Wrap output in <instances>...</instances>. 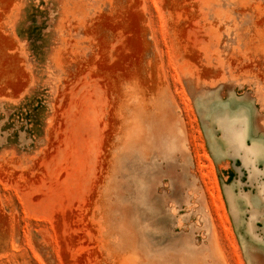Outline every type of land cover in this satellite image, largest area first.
Here are the masks:
<instances>
[{"label": "rangeland", "instance_id": "1", "mask_svg": "<svg viewBox=\"0 0 264 264\" xmlns=\"http://www.w3.org/2000/svg\"><path fill=\"white\" fill-rule=\"evenodd\" d=\"M0 264H264V0H0Z\"/></svg>", "mask_w": 264, "mask_h": 264}, {"label": "crops", "instance_id": "2", "mask_svg": "<svg viewBox=\"0 0 264 264\" xmlns=\"http://www.w3.org/2000/svg\"><path fill=\"white\" fill-rule=\"evenodd\" d=\"M4 254H5L4 251H3V253L0 251V256H1V255H4Z\"/></svg>", "mask_w": 264, "mask_h": 264}]
</instances>
